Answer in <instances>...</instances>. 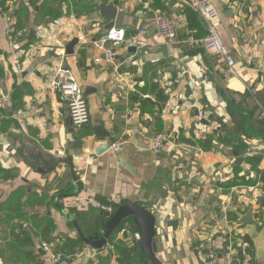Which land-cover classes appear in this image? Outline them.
Listing matches in <instances>:
<instances>
[{
    "label": "crops",
    "instance_id": "0c3cea01",
    "mask_svg": "<svg viewBox=\"0 0 264 264\" xmlns=\"http://www.w3.org/2000/svg\"><path fill=\"white\" fill-rule=\"evenodd\" d=\"M111 1L121 13L116 28L126 35L161 13L176 38L166 42L147 28V47L110 43L106 49L117 55L108 62L93 42L108 22L99 18L98 4ZM208 1L235 62L237 74L229 78L223 63L189 43L203 38L205 27L184 0H0V85L17 107L10 117L1 108L13 125L0 131V264H54L42 243L59 251L65 238L83 245L59 264H119L109 239L100 250L86 245L68 218L82 234L90 230L95 213L86 197L151 212L162 264H205L195 247L209 235L219 255L238 239L248 242L255 264L264 262V0ZM8 27L20 33L15 45ZM60 63L73 71L87 103L89 123L79 130L50 86ZM228 103L239 108L242 126H234ZM221 124L234 134L221 132ZM100 126L108 139L95 138ZM158 134L166 141L154 154L150 143ZM219 135L240 143L223 146ZM209 138L213 145L204 147ZM101 140L120 149L97 156ZM38 157L59 162L40 173L50 166ZM248 209L253 222L245 224ZM81 213L89 223L78 225ZM96 230L83 236L100 238L104 229Z\"/></svg>",
    "mask_w": 264,
    "mask_h": 264
},
{
    "label": "built area",
    "instance_id": "2783aa9c",
    "mask_svg": "<svg viewBox=\"0 0 264 264\" xmlns=\"http://www.w3.org/2000/svg\"><path fill=\"white\" fill-rule=\"evenodd\" d=\"M203 22L205 27V36L203 38L190 37L189 43L201 44L207 53L224 64L222 75L225 78L235 76V62L233 60L231 50L223 42L219 32V15L215 6L208 0H184ZM147 28L156 31L166 42H172L176 38V27L166 14L153 13L147 20V27L140 29L134 36L126 35L124 29L113 28L103 33L97 40L93 42L94 46L105 53L108 62H112L116 57V52L107 50L108 44H122L125 48L142 49L148 46L145 39ZM20 36L19 31L12 27L7 29V37L11 44L15 45ZM131 57L126 58L122 64L129 63ZM51 88L59 94L66 104L68 119L74 130H79L89 123V112L87 103L79 83L73 71L64 66L62 63L52 69V77L50 82ZM10 95L0 85V108H5L10 104ZM260 116L264 118V109H261ZM166 137L163 134L156 135L151 143L150 150L154 154H160ZM120 143L111 144L110 152H116L120 149ZM86 206L112 215L115 211L112 205L103 204L94 197H86L84 199ZM128 232L122 229L119 235L122 236ZM140 233L134 234V239L138 241ZM48 259L59 264L68 256L61 251L48 244L42 243L41 246ZM196 250L202 252L205 264H233V257H236L237 264H255L248 242L244 240L229 241L224 247V252L219 255L215 249L214 238L209 235L205 240L199 242L195 247Z\"/></svg>",
    "mask_w": 264,
    "mask_h": 264
},
{
    "label": "water",
    "instance_id": "95a60500",
    "mask_svg": "<svg viewBox=\"0 0 264 264\" xmlns=\"http://www.w3.org/2000/svg\"><path fill=\"white\" fill-rule=\"evenodd\" d=\"M98 16L99 18H106L108 22L103 26L102 33H105L113 28L119 27V20L121 19V13L118 12V7L114 2H108V4H98ZM78 40L73 39L66 47L69 49L71 46L76 45ZM135 49V48H133ZM165 50V48H164ZM186 90H189V87L186 86ZM110 135L108 133H103L101 131V126L95 129V138L97 139H108ZM139 142V140H138ZM109 149V143L106 140H101L99 148L95 151L97 156H100L106 153ZM234 156H237V153H234ZM43 164L50 166L47 170H39L40 173H49L54 170L56 164L59 162L56 160H43L41 157H38ZM125 167V165H124ZM129 171L133 170L130 166H126ZM66 214V213H64ZM72 222L73 226L76 229V232L79 238L88 246L100 250L106 245L107 240L110 238L111 234L116 230L120 223L128 218L132 219V223L139 228L140 238L138 240L139 249L146 256L150 264H162L155 255L153 248L154 238H155V218L151 212L146 210L143 207L138 206L134 203H125L120 205L115 212L107 218L104 224V232L100 238L95 234L94 236H83V234L78 229L75 221L68 217ZM245 224L252 223L251 210L248 209L245 218L243 219ZM259 264H264L261 262Z\"/></svg>",
    "mask_w": 264,
    "mask_h": 264
},
{
    "label": "trees",
    "instance_id": "16d2710c",
    "mask_svg": "<svg viewBox=\"0 0 264 264\" xmlns=\"http://www.w3.org/2000/svg\"><path fill=\"white\" fill-rule=\"evenodd\" d=\"M220 92L223 96V94H224L223 91L220 90ZM11 103L12 102L10 100V104L5 108V110H7L8 117L12 116L17 109V107L14 104L11 105ZM228 108L230 110L231 115L236 118L234 126L235 127L238 125H239V127L242 126L241 123L238 122V118H242L239 108L235 107L229 103H228ZM5 110L0 108V114L2 116H3V112H5ZM10 125H13V122H11L9 120H4V116H3V118L1 117V119H0V131L6 132L8 126H10ZM220 126H221V128H220L221 132L233 133L223 124H221ZM218 141L223 146H227V145L234 143V142L240 143L238 141V138H236V136H233V137L232 136L231 137L225 136L223 138V137H220V135H219ZM213 143H214V140L212 138H209L208 143H204L203 145H204V147L206 145L211 146V144L213 145ZM236 149H238V148H236ZM9 177L12 178L11 175ZM62 193H63V191L59 190L58 195H60ZM97 200L103 204L112 205L114 211L119 207L118 205H115L114 203H111L109 201H105L102 199H97ZM88 209H89V211L91 210L92 213H95V218L90 223L88 222L87 219L83 218L84 213L80 214L82 217L80 215L77 216V220L79 217L83 218V220H80L81 223H79V221H78V225L82 224L83 222L89 223L90 226L89 225L88 226L90 227V230H87V231L83 230L82 231L83 234L87 233V235L96 233L97 232L96 229H101V230L104 229V223L108 218L107 214L104 212H101L99 210H95L92 208H88ZM97 225H98V227L96 228ZM122 229H125L126 231H128L132 236L129 237L128 233L124 234L122 238L117 239V242L114 245L113 244L114 239H115L116 235ZM136 232H137V228L133 225L132 220L130 218H128V219L122 221L120 223V225L116 228V230L111 234V236L108 240V243H109V245H113L115 253L118 256L119 264H136L138 259H141L143 261V264H150L147 261H145L146 259L141 255V251L139 249V245H138L137 241H135L133 239V237H134L133 234H135ZM97 234L99 235L98 232H97ZM70 240H69V238H65L62 245L58 248L59 251H61L63 254H66V256H68V257H71L76 253V252H74V249L76 248V246H82L83 245V243L79 239L73 240V241H70ZM77 252L79 253L80 250H78Z\"/></svg>",
    "mask_w": 264,
    "mask_h": 264
}]
</instances>
